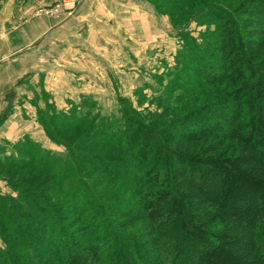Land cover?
I'll use <instances>...</instances> for the list:
<instances>
[{
    "label": "trees",
    "instance_id": "16d2710c",
    "mask_svg": "<svg viewBox=\"0 0 264 264\" xmlns=\"http://www.w3.org/2000/svg\"><path fill=\"white\" fill-rule=\"evenodd\" d=\"M148 1L192 9L156 96L174 105L117 95L109 116L89 94L56 110L43 92L37 121L66 152L1 142L0 171L41 178H6L0 264H264V0ZM64 125L92 138L71 145Z\"/></svg>",
    "mask_w": 264,
    "mask_h": 264
},
{
    "label": "rangeland",
    "instance_id": "374dc122",
    "mask_svg": "<svg viewBox=\"0 0 264 264\" xmlns=\"http://www.w3.org/2000/svg\"><path fill=\"white\" fill-rule=\"evenodd\" d=\"M72 1L74 4L67 5L68 9L64 10L58 16H47L41 14L38 12V9L50 6L56 2H62V0H55L49 4L37 6L34 9V12L36 15H42L55 21L65 20L64 18H73L79 9L77 6L83 0ZM132 1L136 2L133 3ZM215 1L227 3L230 0ZM115 2L120 3L121 8L119 9V12L117 11L116 14H114V12L111 11L109 15L106 16L107 18L103 19V24L101 25L103 29H105L109 38L108 40L122 46L121 50L123 51L125 49L126 52L132 53V56L128 53L124 56L116 54V56H112V53L110 52L111 44H109V42V49H107L109 53H105V55L103 54V57L102 55L96 53L92 56L95 57L97 61L103 62V65L106 64L107 74L103 73V75L106 79L107 76L111 78L113 77L116 82L115 84L114 82L112 84L111 80H102L103 82L99 86V82L95 81L96 83L93 82L95 86L91 88V92L81 93L74 88L68 89V85L66 86V84H62L61 81L55 82V80H51V82L55 85L52 89L55 94H52L51 91L44 88L41 75L39 86L36 87L37 91L31 85H23V90L27 89L32 92L29 93V96H31L29 101L35 108L34 117H25L28 118V122H32V125L35 126L32 128L35 133V137L37 138L41 135L42 139L40 141H36H38L43 147L49 148L57 154L64 155L66 152L65 146L63 144H56L52 142L46 136L42 126L38 123L36 118V107L40 106L45 108L44 100L40 98L42 97L43 92H46L48 102H50L51 106H54V109L56 110H66L71 105L69 103L70 101L79 102L83 95L89 94L97 102V106L93 112L98 111L102 115L109 116L118 115L117 95L128 97L132 106L142 113H157L164 107H167L168 104L170 106L174 105L171 100H167L166 102H163L165 103L163 106H159L156 96L163 94V86L166 82V76L174 65V53L179 43V40H177V37L175 36L178 26L185 22L183 14L192 9H178L171 6H160V10L157 11L148 0H115ZM133 11L135 12V17H133ZM139 18H141V22ZM118 25H120V27H118ZM74 27V30L83 28L82 23L78 25L74 24ZM205 28L206 25H198L192 20L189 22L185 30L194 36H198L199 32ZM97 53H99V51ZM32 57L35 58L34 56ZM100 57L102 59H100ZM42 58H44V56H42ZM41 62L44 69L52 67V65L44 63L43 60H41ZM160 75L161 77L158 78ZM27 77L28 74L25 78ZM36 80L37 77H34V80L32 81ZM19 91H21V89H19ZM164 94L166 95V93ZM22 97L25 99L26 95L24 94ZM36 103L37 105H35ZM12 108L13 105L8 104L7 109L5 110H10L12 112ZM11 112H9L7 117L0 123V126L11 115ZM60 132L62 140L70 143L71 145L76 144L78 141H83L88 137L92 138L91 132L80 126L64 125L60 128ZM38 133L40 134L38 135ZM19 139L10 141L5 137H0V144L3 140L10 144H14ZM33 139L35 140V138ZM103 148H106V146ZM13 150L14 148L9 145L3 146V152L5 154L11 153ZM1 155L3 154L0 152V156ZM32 175L33 174H22L15 170L4 169L3 171H0V191L2 193H11L6 181L7 177L15 179L20 176L22 177V181H37L41 178V175ZM0 244L2 245L1 238ZM34 262L36 264H47L45 261L40 260H34Z\"/></svg>",
    "mask_w": 264,
    "mask_h": 264
},
{
    "label": "crops",
    "instance_id": "0c3cea01",
    "mask_svg": "<svg viewBox=\"0 0 264 264\" xmlns=\"http://www.w3.org/2000/svg\"><path fill=\"white\" fill-rule=\"evenodd\" d=\"M53 1L0 0V114L7 109L8 104L13 105L11 115L0 126V137L10 141L25 134L38 141L42 139L41 135L35 137L32 130L35 126L25 117H34L35 108L29 101V93L32 92L23 90V85H31L37 91L42 75L44 88L52 94H55L52 91L55 85L51 80L61 81L68 85V89L89 93L95 81L99 82V86L102 80L116 83L113 77L107 76L106 79L103 75L107 74L106 64L103 65V62L92 56L96 53L103 57V54L109 53L108 42L111 44L112 56L128 53L125 49L121 50L122 46L108 40L101 25L111 11L114 14L119 12L120 3L115 0H83L77 6L79 9L73 17L75 19L55 21L35 14L37 6ZM80 23L83 28L74 30V24ZM128 54L132 56V53ZM41 60L52 67L44 69ZM34 77H37L36 81H32ZM24 94L25 99L22 97Z\"/></svg>",
    "mask_w": 264,
    "mask_h": 264
},
{
    "label": "built area",
    "instance_id": "2783aa9c",
    "mask_svg": "<svg viewBox=\"0 0 264 264\" xmlns=\"http://www.w3.org/2000/svg\"><path fill=\"white\" fill-rule=\"evenodd\" d=\"M69 2L72 5L74 4L72 0L71 1L62 0V2H56V3H54V4L50 5V6L41 7V8L38 9V12L41 13V14L47 15V16H58L64 10L68 9L67 4Z\"/></svg>",
    "mask_w": 264,
    "mask_h": 264
}]
</instances>
